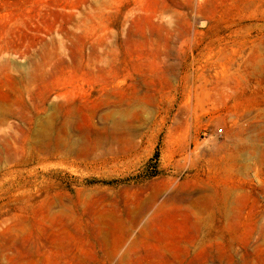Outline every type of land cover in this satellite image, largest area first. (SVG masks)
Instances as JSON below:
<instances>
[{"label": "rangeland", "instance_id": "obj_1", "mask_svg": "<svg viewBox=\"0 0 264 264\" xmlns=\"http://www.w3.org/2000/svg\"><path fill=\"white\" fill-rule=\"evenodd\" d=\"M0 88L72 145L0 156V264H264V0H0Z\"/></svg>", "mask_w": 264, "mask_h": 264}, {"label": "bare ground", "instance_id": "obj_2", "mask_svg": "<svg viewBox=\"0 0 264 264\" xmlns=\"http://www.w3.org/2000/svg\"><path fill=\"white\" fill-rule=\"evenodd\" d=\"M27 89V90H26ZM26 92L28 91V95L31 93V89L29 87L25 88ZM20 93L18 95H16V98L13 99V95L11 94V92L8 89H1L0 88V114L1 115H5V116H13V117H17L19 120L23 121L25 120V113L19 112L17 110H15L13 108V105L16 104L14 100H17L20 102L21 105H26V98L24 96H22L23 91L20 90ZM18 91V92H19ZM31 95V94H30ZM31 97V96H30ZM29 97V99H31ZM4 117V116H3ZM1 119V117H0ZM2 120V119H1ZM65 124L67 122V119L63 121ZM65 126V125H63ZM59 138L56 135H51L47 133V129H44L41 131V135L40 138L37 140V142L35 143V146L32 148V151L24 152L25 157L24 158H20L17 159L16 158V154H17V149L14 148L11 151L8 149H6V154L4 153H0V156H4L6 158H10V159H14L13 162H17V161H27L28 159L31 158H39V159H46L48 157H50V155L54 156V157H62V158H66V156H64V153L70 152L72 150V145H70V142H67V144L65 145L63 152H58L56 151L59 148ZM70 141V140H67ZM69 143V144H68ZM42 148H46L44 149L43 152H45V155H43L44 157H42L41 155V149L39 147ZM43 150V149H42ZM53 150V151H52Z\"/></svg>", "mask_w": 264, "mask_h": 264}]
</instances>
